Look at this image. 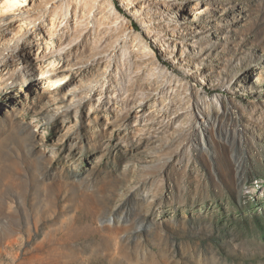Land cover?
Here are the masks:
<instances>
[{"label":"rangeland","instance_id":"374dc122","mask_svg":"<svg viewBox=\"0 0 264 264\" xmlns=\"http://www.w3.org/2000/svg\"><path fill=\"white\" fill-rule=\"evenodd\" d=\"M0 264H264V0L0 15Z\"/></svg>","mask_w":264,"mask_h":264},{"label":"bare ground","instance_id":"6f19581e","mask_svg":"<svg viewBox=\"0 0 264 264\" xmlns=\"http://www.w3.org/2000/svg\"><path fill=\"white\" fill-rule=\"evenodd\" d=\"M27 1L28 0H0V15L16 14L18 11H20L26 5ZM18 28H19V31L22 32L24 25L22 23H20L18 25ZM52 63H54V62H52ZM52 63H49V65ZM52 67H53V65H52ZM178 114H180V113L178 111H176V116Z\"/></svg>","mask_w":264,"mask_h":264}]
</instances>
